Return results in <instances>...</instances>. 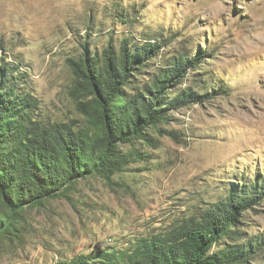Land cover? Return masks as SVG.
<instances>
[{"label":"rangeland","instance_id":"374dc122","mask_svg":"<svg viewBox=\"0 0 264 264\" xmlns=\"http://www.w3.org/2000/svg\"><path fill=\"white\" fill-rule=\"evenodd\" d=\"M146 40L162 46L154 67L208 47L214 57L189 79L216 96L148 129L152 142L124 145L132 162L111 181L87 178L18 215L0 264L69 262L98 245L126 252L264 174V0H0V46L27 71L46 123L85 124L72 59ZM246 218L244 231L264 236V201Z\"/></svg>","mask_w":264,"mask_h":264},{"label":"trees","instance_id":"16d2710c","mask_svg":"<svg viewBox=\"0 0 264 264\" xmlns=\"http://www.w3.org/2000/svg\"><path fill=\"white\" fill-rule=\"evenodd\" d=\"M161 48L152 40L119 48L109 43L102 53L72 59V97L85 118L77 126L37 119L27 71L0 46V242L17 232L18 215L27 208L87 178L111 181L132 162L124 145L152 142L148 129L159 131L172 113L216 96L215 87L189 79L214 57L208 47L154 67ZM241 182L199 220L141 239L126 252L98 245L58 264H248L264 253V236L244 231L248 212L264 201V174Z\"/></svg>","mask_w":264,"mask_h":264}]
</instances>
